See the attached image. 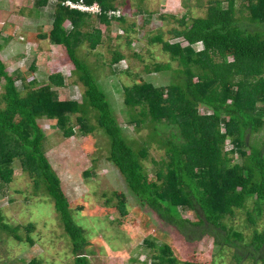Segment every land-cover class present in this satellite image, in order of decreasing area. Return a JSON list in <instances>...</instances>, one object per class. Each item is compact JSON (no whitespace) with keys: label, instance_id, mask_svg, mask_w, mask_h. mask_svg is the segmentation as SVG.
<instances>
[{"label":"trees","instance_id":"16d2710c","mask_svg":"<svg viewBox=\"0 0 264 264\" xmlns=\"http://www.w3.org/2000/svg\"><path fill=\"white\" fill-rule=\"evenodd\" d=\"M55 1L53 25L35 34L33 41L49 39L68 53L75 66L73 72L85 88L83 100L71 99L68 83L60 74L51 75L50 83L40 86L36 70L48 64L50 51L36 55L21 78V86L0 59V78L5 80L0 100L4 102L0 107V180L11 182L13 164L21 161L35 177L36 192L42 189L53 199L73 242L75 263L90 264L85 229L74 217L61 179L42 148L45 134L40 124L42 119L56 120L64 135L72 137V116L79 114V129L93 132L99 127L110 137L105 161L119 170L141 205L174 227L186 241L212 239L220 250L231 251L236 264H264V227L258 226L264 219V147L252 141L253 135L264 129V0H246L249 14L242 17H238L236 0H228L227 6L221 0H211L206 16L184 17L180 20L182 28L173 30L174 37L183 38L187 45L163 39L162 34L153 36L151 42L161 43L171 62L146 66L145 70H172L174 78L161 87L148 81L124 86L130 125L137 130L152 127L143 144L126 136L87 55L80 52L83 42H88L91 51L104 42L100 27L91 23L93 17L107 24L116 20L126 33L133 31L134 27L125 26L123 15H109L118 10V0ZM66 1L98 4L102 13L73 9ZM49 2L35 0L34 7ZM66 21L71 23L69 29L65 28ZM198 43L203 49H196ZM113 54L111 66H119L126 58L117 50ZM173 61L179 66L174 68ZM56 85L62 89H54ZM201 106L211 112L201 113ZM91 114L97 124L91 123ZM228 140L233 144L230 151H226ZM152 142L166 154L161 162H155L160 164L155 168L156 178L150 177L145 164ZM235 154H240L242 162L235 160ZM116 195L125 207V194ZM239 210L247 211L248 225L253 227L250 236L228 223ZM184 212L195 219L185 217ZM35 228L33 224L26 227L28 233ZM0 229L25 240L20 227L4 222L1 213ZM28 239L33 242L30 234ZM158 247L161 255L157 258L162 264H179L170 245Z\"/></svg>","mask_w":264,"mask_h":264},{"label":"rangeland","instance_id":"374dc122","mask_svg":"<svg viewBox=\"0 0 264 264\" xmlns=\"http://www.w3.org/2000/svg\"><path fill=\"white\" fill-rule=\"evenodd\" d=\"M221 1L227 6L228 0ZM210 2L118 0V10L114 14L125 17V26L134 27L129 34L116 20L107 24L96 17L91 19V23L103 32L104 42L92 51L88 42H83L80 52L87 55L129 139L143 144L151 134L152 127L148 125L137 130L130 125L124 103V86L134 81H148L161 87L168 85L174 78L172 70L146 72V66L171 62L162 44H154L151 39L162 34L163 39L182 41L187 45L183 38L174 37L173 30L182 28L180 20L184 17L190 20L206 16ZM55 3V0H50L45 6L35 8V0H0V44H3L0 59L6 66L5 70L15 76L18 86H21V78L33 65L36 55L40 51H50L48 64L36 70L35 76L40 86L50 83L51 75L60 74L68 83L71 99L82 102L85 88L73 72L75 66L68 53L49 39L33 41L35 34L53 25ZM246 3V0H236L238 17L249 14ZM70 27L71 23L66 21L65 28ZM195 47L203 49V44L198 43ZM115 50L126 55L119 66L110 64ZM172 64L174 68L179 66L177 61ZM4 84L5 80L0 78V100ZM54 89L60 90L62 87L56 85ZM3 106L4 102L0 101V107ZM200 111L203 114L211 112L205 106H201ZM93 114L91 123L97 124ZM78 118L79 114L72 116L75 127L72 137L64 135L56 120L42 119L40 124L45 134L42 148L61 179L63 190L72 204L74 217L85 229L88 239L86 253L90 264H162L157 257L161 255L158 246L163 243L172 247L179 264H185L186 261L236 264L231 258V251L220 250L212 239L186 241L174 227L141 205L130 193L119 170L105 161L111 148L110 137L99 127L93 132L79 129ZM252 141L264 147V129L254 134ZM231 149L233 144L228 140L226 151ZM148 151L145 164L150 177L156 178L155 168L160 167V164L156 165L155 162H161L166 157L165 150L158 143L152 142ZM235 160L242 162L240 154H235ZM13 167V180L9 183L0 180V213L4 222L20 227L19 232L25 240L20 241L4 230L0 231V263L33 264L35 261L36 264H76L73 242L62 226L53 199L42 189L36 192L35 177L25 170L21 161H15ZM121 192L126 196L125 207L116 195ZM184 216L195 219L190 212H184ZM228 223L246 236H250L253 231V227L248 225L246 210H239ZM30 224L36 228L28 233L26 227ZM258 226L264 227V219ZM28 234L33 242L28 239Z\"/></svg>","mask_w":264,"mask_h":264},{"label":"built area","instance_id":"2783aa9c","mask_svg":"<svg viewBox=\"0 0 264 264\" xmlns=\"http://www.w3.org/2000/svg\"><path fill=\"white\" fill-rule=\"evenodd\" d=\"M67 4L70 5L71 7L80 8L82 10H91V11L93 10L96 13H101L102 12L101 8L98 5H96V4L93 5V6H87L82 1L78 2V3H73L72 1H68ZM109 14H110V16H112L114 14V11H111Z\"/></svg>","mask_w":264,"mask_h":264},{"label":"clouds","instance_id":"9594fccd","mask_svg":"<svg viewBox=\"0 0 264 264\" xmlns=\"http://www.w3.org/2000/svg\"><path fill=\"white\" fill-rule=\"evenodd\" d=\"M67 2H68V1L65 2L66 5H68ZM72 2H73V1H72ZM80 2H81V1H80ZM73 3H76V2H73ZM77 3H78V2H77ZM85 5H87V4H85ZM94 5H95V4H94ZM96 5H98V4H96ZM68 6H70V5H68ZM87 6H93V5H87ZM98 6H99V5H98ZM70 7H71V6H70ZM99 7H100V6H99ZM71 8L82 10V9H80V8H74V7H71ZM101 10H102V9H101ZM82 11L92 12V13H95V14H96V12L91 11V10H82ZM110 12H111V11H110ZM110 12H109V13H110ZM101 13H102V12H101ZM109 15H110V14H109Z\"/></svg>","mask_w":264,"mask_h":264}]
</instances>
